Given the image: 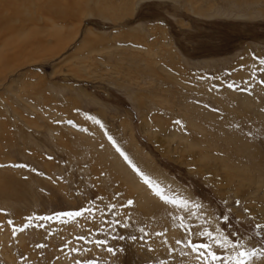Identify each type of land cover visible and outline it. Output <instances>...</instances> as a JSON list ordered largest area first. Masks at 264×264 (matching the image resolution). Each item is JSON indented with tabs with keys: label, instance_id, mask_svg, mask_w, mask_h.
<instances>
[{
	"label": "rangeland",
	"instance_id": "1",
	"mask_svg": "<svg viewBox=\"0 0 264 264\" xmlns=\"http://www.w3.org/2000/svg\"><path fill=\"white\" fill-rule=\"evenodd\" d=\"M28 1L36 20L0 0V264H202L188 239L216 245L189 227L264 264V0Z\"/></svg>",
	"mask_w": 264,
	"mask_h": 264
},
{
	"label": "snow or ice",
	"instance_id": "2",
	"mask_svg": "<svg viewBox=\"0 0 264 264\" xmlns=\"http://www.w3.org/2000/svg\"><path fill=\"white\" fill-rule=\"evenodd\" d=\"M261 64H264V60L260 61ZM69 123H72L69 121ZM179 123V121H177ZM111 139V137H109ZM119 151V149H117ZM121 155L124 156V159L128 161L129 164H132L131 160H129L128 156L125 155L123 152H121ZM0 167H4V165H0ZM12 167H27V165H12ZM133 169L143 178L144 183L147 184L154 192L155 195L160 197L161 200H163L165 203H172L176 204L177 200L175 197H169L163 188L159 186L154 180H152L150 177L146 176L140 169H138L134 164H132ZM133 203L132 200H128L127 204L131 205ZM188 201L183 200L181 201L182 205H187ZM237 205H239L240 201L235 202ZM199 207V205H196ZM109 208H114V205H109ZM83 211H88L87 209ZM83 211H77V212H67L63 213L62 215L68 216V217H78L83 214ZM245 212H247V209H245ZM50 219V218H47ZM182 220L184 219L183 217L181 218ZM230 215L226 214L223 216L224 221H229ZM10 225L13 224L11 220L8 221ZM116 223H119V221H116ZM28 225H25L27 227ZM182 227H187V225L182 224ZM257 228L264 229V225L257 224ZM23 231V228L20 229ZM189 235H195L198 237H209L214 240V243L216 245V250H213V245L210 243L206 242H199V243H193L192 239H188L187 241V246L191 248V250L195 253H197L198 258H202V264H246V261L251 260L253 257L257 256L256 251H246L242 247L240 250H238L234 255H227L224 254L222 255L220 253V249H228L229 247L231 248H237L240 245L239 238L237 237L235 243H231L229 240V235H224L223 233L219 235L213 234L212 231H208L207 229L198 231L193 233L191 228H188ZM16 228L13 227V234H15ZM162 235V234H158ZM80 239H85L84 237H80ZM119 239H124V237H119ZM131 239L135 240L136 237H131ZM177 243H180V241H177ZM95 244L97 246L107 244V240H96ZM40 247H43V245H40ZM110 253L113 252L112 248L107 249ZM73 251H79V249H73ZM264 252V250H262ZM77 264H80V262H77ZM89 264H94V261L89 262Z\"/></svg>",
	"mask_w": 264,
	"mask_h": 264
},
{
	"label": "bare ground",
	"instance_id": "3",
	"mask_svg": "<svg viewBox=\"0 0 264 264\" xmlns=\"http://www.w3.org/2000/svg\"><path fill=\"white\" fill-rule=\"evenodd\" d=\"M3 3L2 4H5V5H7V7H10L11 9H13V12H14V14H15V16H20V15H22L21 16V18H23L24 16H26L25 14H27V17H29V18H31L32 20H36L37 19V17L38 16H34L35 14H34V11H31V7L33 6V3L32 2H29L28 0H23L22 2H18V1H15V0H1ZM16 2V3H15ZM33 10V9H32ZM54 13H56L57 14V16H60V17H63V18H65V17H67L69 14H68V12H66L65 10H56L55 12H53V14ZM51 14V13H50ZM52 14V15H53ZM24 15V16H23ZM26 18V17H25ZM28 18V19H29ZM27 19V18H26ZM50 20V19H49ZM52 20V19H51ZM3 21V22H2ZM1 22V24H0V30L1 31H7V32H15L16 31V26L13 24V21H14V19L13 18H7V19H5V20H2ZM23 20H21V22H22ZM30 21V20H29ZM24 22V21H23ZM57 21L56 20H54V21H52V27H51V29H52V36L54 35V36H63V37H65V35H66V33H64L65 35H63V28L62 27H59V26H57V24L58 23H56ZM24 24V23H23ZM23 33H25L24 31H23ZM27 33V32H26ZM26 33L24 34V35H22L21 33L17 36L18 38L17 39H14V40H18V41H21L22 42V40L24 41V40H27L28 38L30 39L31 38V36L30 35H26ZM5 34V33H4ZM28 34V33H27ZM34 34V33H33ZM32 35V34H31ZM60 36H59V38H60ZM63 37H61L60 39L61 40H59L58 42L60 43V44H62V43H64L63 41H62V38ZM28 39V40H29ZM64 39V38H63ZM65 40H66V38H65ZM22 47V46H21ZM24 48V47H23ZM14 51V50H13ZM21 51H22V49H21ZM147 52V51H146ZM156 54H157V52H155L153 49H151V50H149L148 51V55H147V57H143V58H148L147 60H146V62H147V65H144L145 67H147V69L149 70V72H151V73H156V72H158L159 70L157 69V68H155L154 66L157 64L158 65V61L156 60V59H154V58H157L156 57ZM9 54H7V51L5 50V49H0V72L2 71V68L1 67H3V66H5L6 64H8L9 63V61H8V63H7V61H6V58H8L9 56H8ZM160 56V55H159ZM164 56H167L166 54L164 55ZM172 58V57H171ZM171 58H169V59H171ZM173 59V58H172ZM171 59V60H172ZM173 61V60H172ZM172 61H170L171 63H172ZM173 64V63H172ZM176 64V63H175ZM144 68V67H143ZM163 67L160 65V67H159V69H161V70H164V68L162 69ZM145 69V68H144ZM146 70V69H145ZM157 70V71H156ZM168 70V69H167ZM149 72H147V73H149ZM153 74V75H154ZM161 77V76H160ZM162 78V77H161ZM162 101V100H161ZM188 108V107H187ZM196 108V107H195ZM166 138H168V136L166 137ZM177 135H175V134H172L169 138H168V140H166L165 142H167L168 143V145H171L172 143V141H174L175 139L177 140ZM178 139H181V138H178ZM184 144H185V147H184V149H186L187 151H191L194 147H195V145L194 144H191V143H189V142H187V140L186 141H184L183 142ZM221 165H223V164H221ZM225 166V167H224ZM227 168L229 171H228V174H230L231 172H232V174H234V170H240V171H237V173H242V174H244V173H246V171L248 172V171H250V169H251V171L253 170L252 168H249V170L247 169V165H244V166H233V165H229V164H226V165H223L222 166V168ZM150 170H153L155 173H157V170L156 169H152L151 167H150ZM236 172V171H235ZM253 172V171H252ZM242 174H240V176L242 175ZM132 175V174H131ZM159 175V174H158ZM159 176H161V175H159ZM257 176V175H256ZM260 176H261V174H260ZM132 177L134 178V176L132 175ZM133 178H130V179H133ZM231 179V178H230ZM246 179H247V177H246ZM248 181H250V183H253V184H258V183H260L261 182V184L262 185H264V180H262V181H260V180H257L253 175L251 176H249L248 177ZM135 180V179H134ZM137 180V179H136ZM134 184H136V182L134 183ZM133 187L135 188H138V189H140L141 187L139 186V184L137 183L135 186L133 185ZM144 195H145V198L144 199H147L148 200V198H153V197H151V195H150V193L148 194L146 191L144 192ZM141 199H142V197H141ZM143 201V200H142ZM142 201H141V204H142ZM151 201V200H150ZM153 202V201H152ZM150 203V202H149ZM149 203H148V205H149ZM143 205V204H142ZM155 205V204H154ZM154 205L152 206V207H154ZM70 264V263H69Z\"/></svg>",
	"mask_w": 264,
	"mask_h": 264
}]
</instances>
